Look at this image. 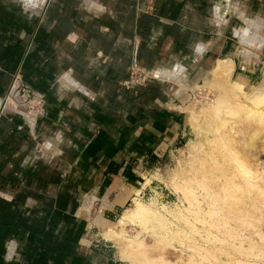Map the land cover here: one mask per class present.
<instances>
[{
  "label": "crops",
  "instance_id": "0c3cea01",
  "mask_svg": "<svg viewBox=\"0 0 264 264\" xmlns=\"http://www.w3.org/2000/svg\"><path fill=\"white\" fill-rule=\"evenodd\" d=\"M226 58L263 63L264 0H0V106L18 72L47 100L0 116V264H118L108 228Z\"/></svg>",
  "mask_w": 264,
  "mask_h": 264
},
{
  "label": "bare ground",
  "instance_id": "6f19581e",
  "mask_svg": "<svg viewBox=\"0 0 264 264\" xmlns=\"http://www.w3.org/2000/svg\"><path fill=\"white\" fill-rule=\"evenodd\" d=\"M231 62L233 61L230 58L221 60L214 69L213 78L205 80V85H211L214 80H218L224 75L231 78ZM229 82L231 91L235 95L233 100L229 99L233 105L230 104L231 102L229 105L227 104L229 109L232 108L231 112L227 106L225 109L227 108L226 111L228 110L231 115L232 124L228 127L225 124L223 126L222 118H216V121H221L222 124V127H219V122H217L219 125L215 122L218 125L217 129L219 131L221 130L219 128L227 127V129L220 132L217 130L219 134L216 135L215 139L213 138L217 143L212 141L218 145H214V147L211 145L213 148L210 150L205 149L206 151H203L201 158L195 156L200 159L191 161L192 169L187 174L189 176L186 180L188 182L184 180L186 187L185 184H179L178 188L183 189L182 187H185V191H183L186 194L183 193L187 197L189 207V212L186 211L188 214L187 223H189V233H187L191 238L192 245L194 243L192 247L196 248H194L195 251L200 250L199 252H202L206 264H264V91L250 95L240 80L231 79ZM215 110L219 114L222 111L221 109ZM212 112L214 115L216 114L215 111L212 110ZM224 112L221 113L223 116L226 115L223 117V121L227 117V112ZM232 112L235 117L231 114ZM219 114H216V117L217 115L219 117ZM227 118L226 120H228ZM259 144L261 146L260 154L258 151L256 152ZM180 185L182 186L180 187ZM149 207L151 208L150 205L146 206L135 197L133 207L127 213L125 212L126 215L122 216V219L118 220L123 222L121 230L129 217L141 219L140 223L145 224L144 221L147 222L152 216H155L156 214L153 215L152 213L156 212H152L151 209L153 208L150 209ZM176 212L178 214V211ZM160 219L162 218L160 217ZM142 220H144L143 223ZM134 221L136 220L134 219ZM161 221L162 227L164 222ZM137 223L136 221V225ZM141 227L143 228V226ZM113 229H110L111 232H114L115 229ZM120 231L111 234L116 237ZM108 235L107 233L106 236ZM108 237H112V235ZM163 237H159L160 240L163 241ZM198 238L202 240V244L197 242ZM130 240L127 241H129L131 248L137 246L139 247L138 250H142L138 256L135 254L137 249L133 248V254L140 258L141 263L155 264V262L161 261L167 262L166 264H177V261L169 262L170 259L167 261L162 259L163 255L160 256L158 253L156 255V249H154L156 244L152 248L144 240ZM160 240H156L157 243ZM128 247L127 251L130 250ZM157 247L162 249L159 245ZM133 249L130 250L131 253ZM130 255L131 257L134 256L129 253L128 258H131ZM124 256H126L125 253ZM194 257L189 256L185 261L189 262L190 258L194 260Z\"/></svg>",
  "mask_w": 264,
  "mask_h": 264
},
{
  "label": "rangeland",
  "instance_id": "374dc122",
  "mask_svg": "<svg viewBox=\"0 0 264 264\" xmlns=\"http://www.w3.org/2000/svg\"><path fill=\"white\" fill-rule=\"evenodd\" d=\"M256 67H258V65L252 64V65L247 66L245 69L240 70L238 74H236L235 76H231V78L230 76L224 75V76H221V78H219L218 80H214L211 83V85L210 84L205 85V83L198 85L197 89L194 92L190 106L188 107L189 113H188V135L187 137L174 149L171 155L170 161L163 162L159 165L152 166L151 170H149V173H147L144 188L146 187L147 192L150 191L149 192L150 196H146L144 198H141L140 196H135L138 198L139 201L146 204V206L150 205L151 208L154 209L153 211V209L149 207L152 210V212H156L152 214L153 215L156 214V215L152 216L150 220L148 221L146 220L147 222L142 220V223L144 221L146 226H144L145 224L140 223L141 219L139 220L137 218H134L138 223H140V224L137 223L136 225V221H134L135 222L134 223L133 222L134 219L129 217L126 219L127 222L124 221L126 223H124L125 225L123 224L124 228L121 230L123 222L118 221V220L122 219V216L126 215L128 210H130L133 207V200H132L130 201L128 206L125 208L126 210L122 213V216L119 217L115 221V223L111 225V228L109 227L106 232V234L108 233L109 235H112V237H108L109 236L108 235L107 238L110 240H113V245H114L113 250H114V254L119 260L118 264H144V263H141L140 258L138 257L139 256L138 253H140V251L142 250H138L139 247L137 246H136L137 248L133 247L134 246L133 244L132 247L134 249H137V251L135 250L136 251L135 254H137L138 256L134 255L133 254L134 249L131 248V246L129 245V241H127L130 239H132V241L136 239L144 240L149 245V247H152V248L155 244L156 246L159 245L160 248L162 247L161 250L158 247L157 249L156 246H154L155 247L154 249H156L155 251L156 255L157 253L160 256L163 255L162 259H165L166 261L170 259L169 262L177 261V264H186V263L206 264L204 257H202L203 256L202 252H199L200 250L195 251L196 248L192 247L194 246V243L192 245V241L190 240L191 238L188 234L189 233V226H188L189 223H187L188 214H186L187 213L186 211H188L189 207H188L187 197L185 196L186 193L184 192L185 191L184 189L186 187L184 180L186 181L188 179L189 175L187 174H189V171L192 169L191 163L194 160L200 159L205 149L210 150L211 148L214 147V145H218L214 143L215 141L214 139L216 135H218L219 134L218 132H220L221 130H226L227 127L232 124V118H230L231 115L230 113H228L229 112L228 110L226 111L227 108L225 109V106H227L228 109L230 108L228 106L229 102H231L229 101V99L231 98L230 100H233L234 95H235V93L231 91L229 80L235 79V80H240L241 82H243L244 89L248 91L250 95H254L255 93H261L264 91V60H263V63L259 65L258 68ZM230 104L233 105L232 102ZM215 109H218V110L221 109L223 112L224 111L227 112L226 113L227 117L228 116L229 117L228 118L226 117V118L228 120H226L225 118V120L223 121V117H225L226 115L224 114L223 116L222 115L223 112L220 111V114L222 113L221 114L222 116L220 117L219 112L216 113ZM231 109H229L230 112H231ZM212 110L215 111L216 114H219V117L218 115L216 117V114L214 115ZM233 112L231 113L232 115L234 114ZM234 115L233 117H235ZM216 118L218 119L222 118L221 121L223 122L222 123L223 126L225 124L227 127H223L224 129L219 128V127H222V124L220 123L221 121L220 122L216 121L217 120ZM215 122L216 123L219 122L220 126L218 128L221 129L220 131L217 129V126L219 124L217 123L218 124L217 125ZM212 124H214L216 127ZM211 145H213V147ZM257 151L259 154L261 153L260 144L258 145V148L256 149V152ZM195 156L200 157V158L197 159V157ZM179 184H182V185L185 184L184 185L185 187L183 186L182 187L183 189L181 188L179 189L178 188ZM182 185H180V187ZM139 193L140 192H138L137 195H139ZM185 198L187 201L184 200ZM185 208L187 209L184 210ZM176 211H178V214ZM185 215H187V217H185ZM160 217L162 219H160ZM160 221L162 223L164 222V225H166L167 227H165L163 224L161 227ZM141 226H143V228L145 229H143ZM110 229H113L114 232H111ZM117 231H120L121 234L119 235L120 232H118L117 235L115 234L116 235L115 237L113 234L116 233ZM162 236H164L163 241L160 240L159 238ZM156 240L157 241L160 240L158 243L160 242H163V243L158 244ZM197 242L202 244V240L200 238H198ZM187 245L188 246L190 245V247H188ZM127 247H128V250L133 249L132 253L130 250H129L130 252L127 251ZM123 252L126 254L127 257L124 256ZM128 252L134 256L131 257L130 255L131 258H128V255H129ZM196 252L197 253L199 252V253L197 254ZM189 256L191 257L195 256L193 258L194 260L190 258L191 262L185 261L187 260V258H189ZM164 263L166 264L167 262H164ZM164 263L161 261L160 262L158 261V263L155 262V264H164Z\"/></svg>",
  "mask_w": 264,
  "mask_h": 264
},
{
  "label": "built area",
  "instance_id": "2783aa9c",
  "mask_svg": "<svg viewBox=\"0 0 264 264\" xmlns=\"http://www.w3.org/2000/svg\"><path fill=\"white\" fill-rule=\"evenodd\" d=\"M156 75L138 64H134L131 68L130 75L122 81V84L127 89L135 86H147L151 79ZM8 112H21L28 118L44 117L47 114V100L43 94L32 88L23 81L21 72L15 74L13 82L5 95L0 106V116ZM34 124V123H33ZM150 191L143 188L139 195L141 198L150 196Z\"/></svg>",
  "mask_w": 264,
  "mask_h": 264
}]
</instances>
